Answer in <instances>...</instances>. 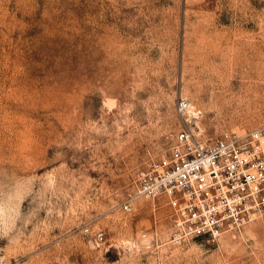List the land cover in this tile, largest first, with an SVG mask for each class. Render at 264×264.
I'll return each instance as SVG.
<instances>
[{
    "label": "rangeland",
    "instance_id": "1",
    "mask_svg": "<svg viewBox=\"0 0 264 264\" xmlns=\"http://www.w3.org/2000/svg\"><path fill=\"white\" fill-rule=\"evenodd\" d=\"M263 125L264 0H0V264H264V215L176 243L136 195L183 126Z\"/></svg>",
    "mask_w": 264,
    "mask_h": 264
},
{
    "label": "built area",
    "instance_id": "2",
    "mask_svg": "<svg viewBox=\"0 0 264 264\" xmlns=\"http://www.w3.org/2000/svg\"><path fill=\"white\" fill-rule=\"evenodd\" d=\"M186 103L179 101L181 112ZM136 195L167 197L173 209L170 236L176 243L198 235L214 241L225 230L253 222L264 215V125L208 144L183 126L171 154L138 172ZM120 207L130 212L131 200ZM96 239L101 241L103 233Z\"/></svg>",
    "mask_w": 264,
    "mask_h": 264
},
{
    "label": "bare ground",
    "instance_id": "3",
    "mask_svg": "<svg viewBox=\"0 0 264 264\" xmlns=\"http://www.w3.org/2000/svg\"><path fill=\"white\" fill-rule=\"evenodd\" d=\"M185 111H186L189 115H193V114H195V115L198 116L199 113H200V112L194 110V108H193V106H192V104H191L190 102H187V103H186V109H185Z\"/></svg>",
    "mask_w": 264,
    "mask_h": 264
}]
</instances>
